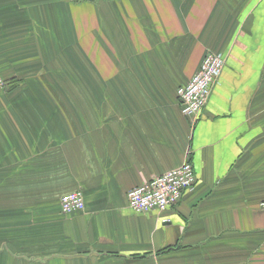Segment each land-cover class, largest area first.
Listing matches in <instances>:
<instances>
[{"label":"crops","instance_id":"0c3cea01","mask_svg":"<svg viewBox=\"0 0 264 264\" xmlns=\"http://www.w3.org/2000/svg\"><path fill=\"white\" fill-rule=\"evenodd\" d=\"M208 52L193 122L176 91ZM49 67L51 90L19 79ZM0 68V264H264V0H0ZM186 159L180 202L127 208Z\"/></svg>","mask_w":264,"mask_h":264},{"label":"built area","instance_id":"2783aa9c","mask_svg":"<svg viewBox=\"0 0 264 264\" xmlns=\"http://www.w3.org/2000/svg\"><path fill=\"white\" fill-rule=\"evenodd\" d=\"M225 66V57L208 52L197 72L176 91L180 111L184 117L195 122L208 103ZM4 81L0 75V90ZM196 184V177L190 160L163 174L155 176L130 189L126 193L127 208L135 214H161L181 201L184 194ZM60 210L71 215L83 209L84 198L80 192L65 194L60 199ZM264 211V202L260 203Z\"/></svg>","mask_w":264,"mask_h":264},{"label":"rangeland","instance_id":"374dc122","mask_svg":"<svg viewBox=\"0 0 264 264\" xmlns=\"http://www.w3.org/2000/svg\"><path fill=\"white\" fill-rule=\"evenodd\" d=\"M94 38H96L95 35L93 36V39ZM73 67L76 68V71L73 73L74 75L78 74V73H83V74L88 73L86 71L85 66L83 64H81V62L79 65H74ZM73 67H71V68H73ZM71 68L69 67V69H71ZM7 69H8L7 72L3 73L5 68H0V75L3 79V81H4V79L5 80L7 79L8 81H9V79L10 80L13 79L11 68H7ZM63 70L64 69L61 67L42 68L39 72L36 71V72L30 73V74L25 73V75L20 77L19 79L23 80V81H24V79H27V78L29 80H36L44 89L51 90L52 83L54 81L60 80V78L62 77V71ZM20 82H22V81H20ZM73 101H75V100H73ZM83 103H84L83 99H81V100L78 99V102H77L78 105H81Z\"/></svg>","mask_w":264,"mask_h":264},{"label":"trees","instance_id":"16d2710c","mask_svg":"<svg viewBox=\"0 0 264 264\" xmlns=\"http://www.w3.org/2000/svg\"><path fill=\"white\" fill-rule=\"evenodd\" d=\"M4 85H5V81H4Z\"/></svg>","mask_w":264,"mask_h":264}]
</instances>
